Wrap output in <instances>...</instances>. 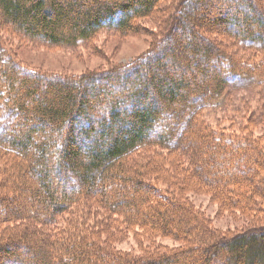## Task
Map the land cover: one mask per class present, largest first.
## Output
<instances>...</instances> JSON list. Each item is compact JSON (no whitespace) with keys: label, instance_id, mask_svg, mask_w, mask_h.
Here are the masks:
<instances>
[{"label":"trees","instance_id":"obj_1","mask_svg":"<svg viewBox=\"0 0 264 264\" xmlns=\"http://www.w3.org/2000/svg\"><path fill=\"white\" fill-rule=\"evenodd\" d=\"M212 1L178 0L140 58L80 76L33 71L0 42V264H264V223L227 235L185 196L208 192L226 209L264 214V135L247 132L254 122L230 131L204 117L223 103L231 117L240 107L230 90L264 77V12L256 0H218L233 9L212 12ZM159 2L0 0V18L30 38L75 45L106 26L128 29ZM214 25L254 54L235 57L202 32ZM165 151L178 156L176 188L160 178L173 173ZM72 175L80 186L54 185ZM32 201L37 211L23 207ZM138 227L181 245L141 256L112 246ZM31 235L39 243L29 253Z\"/></svg>","mask_w":264,"mask_h":264},{"label":"rangeland","instance_id":"obj_2","mask_svg":"<svg viewBox=\"0 0 264 264\" xmlns=\"http://www.w3.org/2000/svg\"><path fill=\"white\" fill-rule=\"evenodd\" d=\"M256 1L258 7L260 8L259 10L264 12V0ZM219 2L220 1L218 0L212 1L213 6L210 7V9H213L212 12L217 11L215 9V4L218 5ZM221 2L223 3H221L222 5L220 6L224 10H228L229 12L230 8L233 9V6L231 5L230 7L228 2ZM236 2L238 3L239 0ZM232 4H234V2H232ZM220 6L218 5L217 7ZM176 8H178V0H160L152 12L145 15V17H134L133 25L128 29L117 30L116 28L106 26L98 30L91 39L86 41L79 40L75 45H52L41 39L30 38L14 29L10 24H4L0 18V42L5 47L6 51L19 60L18 62L20 64L32 69L33 71L37 70L45 74L48 73L47 75L49 76H80L87 71L108 70L117 68L119 65H128L134 59L140 58L141 55H143L153 45V43L158 40L159 37L162 35L164 36L168 29L166 28L168 18L173 15V11ZM213 28L216 30L203 29L202 32L211 39H214L222 47L228 49V51L235 55V57L240 56V54H247L248 56L253 53L251 50L244 52L246 47L240 46L237 42L230 40L232 37H229L226 33H224V31V36H221V30L224 29L222 26L218 27L214 25ZM224 37H226L225 41H223ZM228 41L229 44L227 43ZM189 60L194 61V59L192 60V57H190ZM195 71L198 73L199 70L195 69ZM180 76L176 75V78ZM20 83L21 82H19L18 85ZM228 96L234 106L240 107L239 111L232 114L230 117L228 114V108L225 107L226 104L224 105L223 103L222 108L219 106L218 108L213 107L206 109L204 111V117L206 120L208 122H214L215 124L217 123L225 128L228 127L226 130L230 131H235L241 125H246L248 122H254L252 125L251 123L248 125L246 128L248 130L247 132L252 130L255 135L263 136L264 77H262V79L257 77L250 83H246L245 85L230 90V94H228ZM199 100L200 99L192 101V104L199 102ZM161 126L164 127L165 130L169 127L164 123L161 124ZM161 126L159 128L160 130ZM15 132H18V130L16 129ZM143 151L144 150H142V152ZM165 153L166 154H161L166 161L165 169L168 170V168H170L173 173L171 175L163 174L160 178L169 181V187L173 188L174 184L172 182H174V180L181 182L179 176L180 174L177 172L178 168L176 157L178 156L169 155L166 157L167 151H165ZM13 169L14 168H11V170ZM64 171L69 173V176L71 175L68 168H65ZM58 172L59 171L54 173ZM32 179L34 180L33 177ZM71 179L72 180L68 182H62V184L59 183V185L55 182L54 185L59 186V188L62 189L63 185L69 186L76 184L73 180L76 179L78 181L76 185L80 186L81 181L79 182L80 179L78 176H73ZM162 183L163 185L167 184V182ZM186 184L192 186V183L189 180ZM174 188L176 187L174 186ZM127 190H129V187ZM29 194L30 193L27 189H24L21 192L18 191V195L20 197H24ZM44 194L46 204V202L49 201V196L47 193ZM185 196L203 218L209 221L214 228L227 235L243 232L256 225L264 223V214L262 215L259 212L255 213L253 211L242 212L240 209H226L225 207H222L219 204V201L214 199L208 192H196L195 190L189 191L187 189ZM181 198L184 199L182 193ZM93 201L95 202L94 199ZM34 205L35 204L32 201V205L30 204V207L28 208V205L25 202L23 207H27L29 211H37ZM40 205L41 204H38L37 206ZM19 207H21L20 210L23 208L22 206ZM37 215L40 216L39 212H37L35 216L36 218H39ZM62 216L66 217L65 214L61 215L59 217V221H61ZM46 227L51 229L49 225ZM27 231L29 233L34 232L29 229ZM112 232V227L109 226L107 229L108 235L112 236ZM29 241H23V243L25 245L24 249L30 253L32 248L31 244H35L34 241L39 243V240L37 237L31 235ZM180 245L181 241L172 236H157L152 234L151 231H143V229L139 227L138 229H127L121 232L120 235L116 237V241L112 244L114 248L132 253L136 256H141L145 253H151L158 250L172 251ZM192 256L195 255L192 254ZM214 257L216 259L218 256ZM177 258L179 259V257ZM194 260H196V257ZM171 262L174 263V260Z\"/></svg>","mask_w":264,"mask_h":264}]
</instances>
